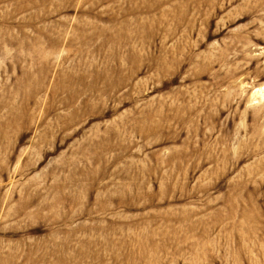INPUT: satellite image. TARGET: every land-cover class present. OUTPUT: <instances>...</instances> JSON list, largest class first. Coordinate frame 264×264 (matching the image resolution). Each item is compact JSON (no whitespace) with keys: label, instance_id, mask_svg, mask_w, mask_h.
<instances>
[{"label":"rangeland","instance_id":"1","mask_svg":"<svg viewBox=\"0 0 264 264\" xmlns=\"http://www.w3.org/2000/svg\"><path fill=\"white\" fill-rule=\"evenodd\" d=\"M0 264H264V0H0Z\"/></svg>","mask_w":264,"mask_h":264}]
</instances>
